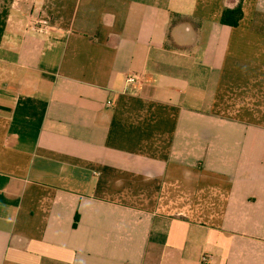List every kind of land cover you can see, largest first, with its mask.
<instances>
[{
  "label": "crops",
  "instance_id": "1",
  "mask_svg": "<svg viewBox=\"0 0 264 264\" xmlns=\"http://www.w3.org/2000/svg\"><path fill=\"white\" fill-rule=\"evenodd\" d=\"M204 255L264 264V0H12L0 264Z\"/></svg>",
  "mask_w": 264,
  "mask_h": 264
},
{
  "label": "trees",
  "instance_id": "2",
  "mask_svg": "<svg viewBox=\"0 0 264 264\" xmlns=\"http://www.w3.org/2000/svg\"><path fill=\"white\" fill-rule=\"evenodd\" d=\"M6 4L2 11H0V46L4 36L7 17L11 8L12 0H0ZM8 3V4H7ZM243 18L242 2H239L234 8H225L220 23L229 27H238Z\"/></svg>",
  "mask_w": 264,
  "mask_h": 264
},
{
  "label": "built area",
  "instance_id": "3",
  "mask_svg": "<svg viewBox=\"0 0 264 264\" xmlns=\"http://www.w3.org/2000/svg\"><path fill=\"white\" fill-rule=\"evenodd\" d=\"M32 27L35 29L37 28L42 33H48L52 30V26L48 20L45 19H37L36 21H31ZM141 81V78L138 75H131L128 76L126 79V87L125 91L129 90L131 87L138 85ZM212 261L210 256L204 255L202 257V263L208 264Z\"/></svg>",
  "mask_w": 264,
  "mask_h": 264
},
{
  "label": "rangeland",
  "instance_id": "4",
  "mask_svg": "<svg viewBox=\"0 0 264 264\" xmlns=\"http://www.w3.org/2000/svg\"><path fill=\"white\" fill-rule=\"evenodd\" d=\"M8 4V3H7ZM5 3H4V1H0V11H2L3 10V8L5 7Z\"/></svg>",
  "mask_w": 264,
  "mask_h": 264
}]
</instances>
